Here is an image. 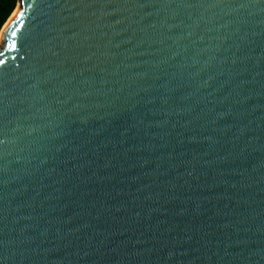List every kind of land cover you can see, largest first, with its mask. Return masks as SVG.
<instances>
[{
  "label": "water",
  "instance_id": "95a60500",
  "mask_svg": "<svg viewBox=\"0 0 264 264\" xmlns=\"http://www.w3.org/2000/svg\"><path fill=\"white\" fill-rule=\"evenodd\" d=\"M12 15L0 264H264V0Z\"/></svg>",
  "mask_w": 264,
  "mask_h": 264
},
{
  "label": "trees",
  "instance_id": "16d2710c",
  "mask_svg": "<svg viewBox=\"0 0 264 264\" xmlns=\"http://www.w3.org/2000/svg\"><path fill=\"white\" fill-rule=\"evenodd\" d=\"M17 4L18 0H0V32L14 12Z\"/></svg>",
  "mask_w": 264,
  "mask_h": 264
},
{
  "label": "snow or ice",
  "instance_id": "6c2138e0",
  "mask_svg": "<svg viewBox=\"0 0 264 264\" xmlns=\"http://www.w3.org/2000/svg\"><path fill=\"white\" fill-rule=\"evenodd\" d=\"M11 34H12V36H16L17 35V33L15 31H13ZM10 46L12 48H17L18 47L17 42L15 40H13L11 42V45ZM0 55H2V53H0ZM4 63H5L4 60L3 59H0V66H3Z\"/></svg>",
  "mask_w": 264,
  "mask_h": 264
},
{
  "label": "bare ground",
  "instance_id": "6f19581e",
  "mask_svg": "<svg viewBox=\"0 0 264 264\" xmlns=\"http://www.w3.org/2000/svg\"><path fill=\"white\" fill-rule=\"evenodd\" d=\"M13 15H14V14H13ZM13 15H12V17H13ZM12 17H11V18H12ZM11 18H10V19H11Z\"/></svg>",
  "mask_w": 264,
  "mask_h": 264
},
{
  "label": "rangeland",
  "instance_id": "374dc122",
  "mask_svg": "<svg viewBox=\"0 0 264 264\" xmlns=\"http://www.w3.org/2000/svg\"><path fill=\"white\" fill-rule=\"evenodd\" d=\"M17 8V7H16Z\"/></svg>",
  "mask_w": 264,
  "mask_h": 264
}]
</instances>
